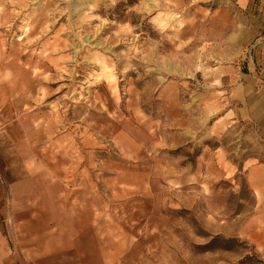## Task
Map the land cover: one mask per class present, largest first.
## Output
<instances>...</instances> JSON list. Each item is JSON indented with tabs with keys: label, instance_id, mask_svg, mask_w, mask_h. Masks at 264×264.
<instances>
[{
	"label": "rangeland",
	"instance_id": "1",
	"mask_svg": "<svg viewBox=\"0 0 264 264\" xmlns=\"http://www.w3.org/2000/svg\"><path fill=\"white\" fill-rule=\"evenodd\" d=\"M204 6L0 0L15 251L58 232L85 264H264V136L235 117L221 79L238 58L198 28Z\"/></svg>",
	"mask_w": 264,
	"mask_h": 264
},
{
	"label": "crops",
	"instance_id": "2",
	"mask_svg": "<svg viewBox=\"0 0 264 264\" xmlns=\"http://www.w3.org/2000/svg\"><path fill=\"white\" fill-rule=\"evenodd\" d=\"M204 1L203 24L198 28H212L213 32L225 34L222 39L230 47L223 55L238 58L233 66L225 68V76L221 79L228 101L234 105L235 117L258 124L264 136V0ZM6 231L4 220L0 218V264L86 262L78 258L76 249L67 247L69 237L58 232L43 235L35 240L31 249L22 248L18 252L12 248ZM62 241L65 247H62Z\"/></svg>",
	"mask_w": 264,
	"mask_h": 264
},
{
	"label": "built area",
	"instance_id": "3",
	"mask_svg": "<svg viewBox=\"0 0 264 264\" xmlns=\"http://www.w3.org/2000/svg\"><path fill=\"white\" fill-rule=\"evenodd\" d=\"M6 188H7V184L3 180V178L0 176V190H1L2 194L4 195V197H6V195H7Z\"/></svg>",
	"mask_w": 264,
	"mask_h": 264
}]
</instances>
